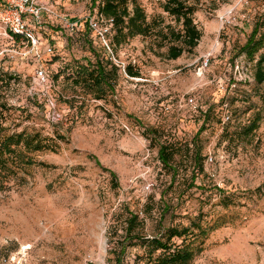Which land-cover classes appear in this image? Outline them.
Listing matches in <instances>:
<instances>
[{"label":"rangeland","instance_id":"1","mask_svg":"<svg viewBox=\"0 0 264 264\" xmlns=\"http://www.w3.org/2000/svg\"><path fill=\"white\" fill-rule=\"evenodd\" d=\"M138 1L156 28L181 27L166 0ZM35 2L39 19L23 12L35 43L0 20L2 126L50 147L26 152L32 163L0 189V264H152L163 251L147 256V240L188 226L186 264H264V0H198L202 36L176 59L154 32L106 51L89 28L92 0ZM256 24L258 48L241 51ZM94 53L117 67L106 65L111 88L82 79ZM161 145L175 152L171 168ZM128 211L138 220L124 238Z\"/></svg>","mask_w":264,"mask_h":264},{"label":"trees","instance_id":"2","mask_svg":"<svg viewBox=\"0 0 264 264\" xmlns=\"http://www.w3.org/2000/svg\"><path fill=\"white\" fill-rule=\"evenodd\" d=\"M198 0H166L163 4V10L169 15L174 17L177 24H180L179 29H175L170 24L156 28L155 21L149 22L147 20L146 13L138 0H101L98 4H95L96 0H92V5L97 7V14L105 19H111L113 34L111 36V44L116 47L135 36H148L150 34L157 33L161 40L160 46L167 45L166 57L169 59L178 58L183 52L187 51L191 53L197 46L202 32L194 23L193 13L196 9L195 3ZM258 33V25H254L246 42L240 48L241 51H248L249 49H257L255 46V37ZM15 39L20 36L13 35ZM252 50L248 52L251 53ZM95 55V53H94ZM96 56V55H95ZM110 64L111 67L116 70L117 67L110 61L103 62L96 56V60L88 73L84 76L83 81L91 80L92 85L97 87L105 86L107 88L112 87V80L110 77V69L106 68V65ZM127 74L131 76H137V72H134L130 66L125 67ZM257 80H264V72L257 71ZM102 94H97L96 98H101ZM3 104L0 102V189L6 187L11 177L16 173V168L22 163L31 164L32 159L25 153L30 151H37L47 149L50 146L43 142L38 136L26 135L23 132L20 133H5V128L2 126ZM256 127L255 122H252L248 126V131H252ZM202 126L196 132L198 135ZM158 159L164 167H172V163L175 158V152L168 148L166 145L159 146ZM194 164H198V168L202 167L200 160V151L196 150L193 154ZM113 178H115L114 172H110ZM195 179V174L191 176V182ZM138 220V214L132 211H128V217L126 218L125 237L133 230L136 221ZM193 226V224H192ZM195 228H199L194 224ZM191 226L183 227L181 229L169 227L165 230V233L159 237L154 236L150 240H147L149 246V253L147 256H152L156 250H162L154 257L152 264H186L193 255L191 248V241L185 242V239L189 237ZM173 237L182 238L181 245H174L173 247L169 242ZM137 240H144L142 236H135ZM125 251V245L121 244L119 251L116 254L115 261L120 262V258Z\"/></svg>","mask_w":264,"mask_h":264},{"label":"built area","instance_id":"3","mask_svg":"<svg viewBox=\"0 0 264 264\" xmlns=\"http://www.w3.org/2000/svg\"><path fill=\"white\" fill-rule=\"evenodd\" d=\"M35 3V0H19L15 8L3 7L0 9V20L12 36L18 35L35 43L32 30L28 27L23 16V12L29 11L34 19H39L41 8L35 6ZM89 28L99 38L105 50L111 52V36L113 34L111 19H105L101 16L91 18L89 20ZM36 77L41 82L46 81L47 76L43 68H37ZM189 101L192 102V98H189ZM207 160L211 162L212 156L209 155Z\"/></svg>","mask_w":264,"mask_h":264},{"label":"bare ground","instance_id":"4","mask_svg":"<svg viewBox=\"0 0 264 264\" xmlns=\"http://www.w3.org/2000/svg\"><path fill=\"white\" fill-rule=\"evenodd\" d=\"M58 227H59V225H58Z\"/></svg>","mask_w":264,"mask_h":264}]
</instances>
